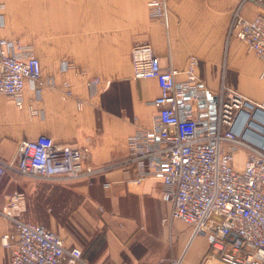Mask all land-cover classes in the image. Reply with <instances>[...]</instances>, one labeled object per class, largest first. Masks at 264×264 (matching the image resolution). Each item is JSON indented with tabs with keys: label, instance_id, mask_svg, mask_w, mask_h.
<instances>
[{
	"label": "crops",
	"instance_id": "obj_1",
	"mask_svg": "<svg viewBox=\"0 0 264 264\" xmlns=\"http://www.w3.org/2000/svg\"><path fill=\"white\" fill-rule=\"evenodd\" d=\"M149 1L0 0V35L34 50L43 82L40 91L27 82L22 107L0 94V159L14 162L23 141L48 135L56 144L82 148L86 168L111 167L55 181L60 186L48 190L55 197L48 207L53 229L44 225L67 247L82 249L81 264H153L182 255V264H224L209 233L195 235L172 217L163 179L136 181L137 170L119 164L129 156V136L153 129L159 112L153 101L160 85L134 76L132 51L149 44L164 67L177 71L178 82L196 78L199 91L215 95L232 88L263 107L264 62L230 35L240 0H166L163 16L153 14ZM242 14H264V5L246 2ZM95 77L100 82L93 87ZM246 155L244 147L234 150L235 168L245 166ZM25 178L9 169L0 184V210L9 209L13 192L29 191ZM7 233H15V225L0 214V264H10L13 247L2 242Z\"/></svg>",
	"mask_w": 264,
	"mask_h": 264
},
{
	"label": "built area",
	"instance_id": "obj_2",
	"mask_svg": "<svg viewBox=\"0 0 264 264\" xmlns=\"http://www.w3.org/2000/svg\"><path fill=\"white\" fill-rule=\"evenodd\" d=\"M249 1L264 5V0H240L230 35L245 41L264 62V14L245 17L242 7ZM149 5L155 16L165 14L166 0H150ZM132 63L136 78L157 79L161 93L153 102L159 112L153 129L129 136V156L119 164L127 170L134 167L139 174L136 181L147 176L163 179L164 197L173 202L172 217L189 224L195 235L209 233L211 247L224 264H264V147L234 128L248 100L226 87L213 100L208 92L198 90L196 78L178 82L177 71L164 67L149 44L133 48ZM41 78V62L34 50L0 35V94L14 98L22 107L27 82L40 91ZM99 82L95 77L90 85ZM240 146L247 155L245 166L237 169L234 150ZM108 168H86L82 148L56 144L50 136L40 135L20 144L14 162L0 159V184L9 169L61 181L89 178ZM9 198V209L0 214L15 225V233L2 237L4 245L13 247L10 264L84 262L81 248L67 247L56 231L20 218L24 192L15 191ZM213 213L223 220L212 217ZM183 259V255L163 258L153 264H182Z\"/></svg>",
	"mask_w": 264,
	"mask_h": 264
},
{
	"label": "rangeland",
	"instance_id": "obj_3",
	"mask_svg": "<svg viewBox=\"0 0 264 264\" xmlns=\"http://www.w3.org/2000/svg\"><path fill=\"white\" fill-rule=\"evenodd\" d=\"M17 41L22 43V41L19 39H17ZM237 158V163H240V156H238ZM25 177V182H29L30 189L26 193L27 202L25 208V201L22 204V210L20 211L21 214L26 220L38 221L53 229L52 223H54V219L52 218L51 213H54V210H52V212H49L48 207L53 206L55 197L54 195L48 194V190L50 188L60 186L59 183H56L52 180H45L29 175H25ZM19 191L22 190L20 189ZM11 212L13 214L15 213L13 211Z\"/></svg>",
	"mask_w": 264,
	"mask_h": 264
},
{
	"label": "water",
	"instance_id": "obj_4",
	"mask_svg": "<svg viewBox=\"0 0 264 264\" xmlns=\"http://www.w3.org/2000/svg\"><path fill=\"white\" fill-rule=\"evenodd\" d=\"M207 96L210 99H216L215 95L207 91ZM248 108L242 111V117L235 124V130L242 136L255 144L264 147V107L255 106L252 102L248 101ZM212 217L217 220H223L222 215L212 214Z\"/></svg>",
	"mask_w": 264,
	"mask_h": 264
},
{
	"label": "trees",
	"instance_id": "obj_5",
	"mask_svg": "<svg viewBox=\"0 0 264 264\" xmlns=\"http://www.w3.org/2000/svg\"><path fill=\"white\" fill-rule=\"evenodd\" d=\"M25 206H26V201H25V205H24V208H25Z\"/></svg>",
	"mask_w": 264,
	"mask_h": 264
}]
</instances>
